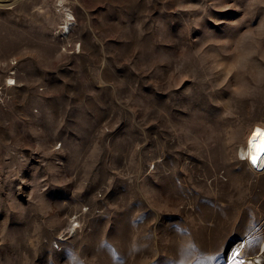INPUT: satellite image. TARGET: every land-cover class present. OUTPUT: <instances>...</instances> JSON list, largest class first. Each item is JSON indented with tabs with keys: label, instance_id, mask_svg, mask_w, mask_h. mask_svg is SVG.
<instances>
[{
	"label": "rangeland",
	"instance_id": "374dc122",
	"mask_svg": "<svg viewBox=\"0 0 264 264\" xmlns=\"http://www.w3.org/2000/svg\"><path fill=\"white\" fill-rule=\"evenodd\" d=\"M6 78L0 264L257 254L264 0H0Z\"/></svg>",
	"mask_w": 264,
	"mask_h": 264
},
{
	"label": "bare ground",
	"instance_id": "6f19581e",
	"mask_svg": "<svg viewBox=\"0 0 264 264\" xmlns=\"http://www.w3.org/2000/svg\"><path fill=\"white\" fill-rule=\"evenodd\" d=\"M20 0H12V2H17ZM69 26L70 23L68 25V20L66 19L64 21V26L63 29L66 28L67 31H69ZM65 30V29H64ZM257 129L260 130L261 133H264V122L262 123H254L249 132L247 133V135L244 137L238 152L241 155V159H244L247 164L250 166L251 169L253 170H257L258 168L260 169L263 165H264V156H261L258 160L257 165H253L251 162V157L253 154V149L250 146V141L252 140L254 134H256ZM262 137L257 135L256 139L257 141H259ZM240 157V156H239ZM264 168V167H263ZM262 246L259 247V251L257 252V254L255 255H246L241 257L240 256V251L244 245V241H238L234 246H233V242H232V249H231V243H228L229 247H228V254H224V258L220 257L217 261L218 264H264V238L262 240ZM233 253H235V260L232 261L230 260V257H232ZM223 256V253H222ZM226 261H228L226 263Z\"/></svg>",
	"mask_w": 264,
	"mask_h": 264
},
{
	"label": "snow or ice",
	"instance_id": "6c2138e0",
	"mask_svg": "<svg viewBox=\"0 0 264 264\" xmlns=\"http://www.w3.org/2000/svg\"><path fill=\"white\" fill-rule=\"evenodd\" d=\"M259 135L262 138L257 141L256 136ZM250 146L253 149V154L251 157V162L255 166L258 163V160L261 156H264V133H261L259 129H257L256 134H254L252 140L250 141ZM235 253H233L232 257H230V260H235Z\"/></svg>",
	"mask_w": 264,
	"mask_h": 264
},
{
	"label": "built area",
	"instance_id": "2783aa9c",
	"mask_svg": "<svg viewBox=\"0 0 264 264\" xmlns=\"http://www.w3.org/2000/svg\"><path fill=\"white\" fill-rule=\"evenodd\" d=\"M14 84V80H11V78H6L3 85H0V96H5V91L2 93L1 89H4L5 87L12 86Z\"/></svg>",
	"mask_w": 264,
	"mask_h": 264
}]
</instances>
